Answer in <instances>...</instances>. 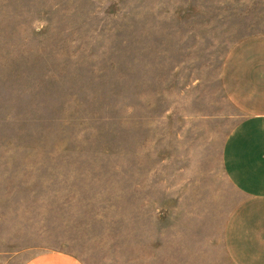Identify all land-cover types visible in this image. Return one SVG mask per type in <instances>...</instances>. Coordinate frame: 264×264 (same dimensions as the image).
<instances>
[{"label": "rangeland", "instance_id": "rangeland-1", "mask_svg": "<svg viewBox=\"0 0 264 264\" xmlns=\"http://www.w3.org/2000/svg\"><path fill=\"white\" fill-rule=\"evenodd\" d=\"M264 0H0V260L231 264V53Z\"/></svg>", "mask_w": 264, "mask_h": 264}, {"label": "crops", "instance_id": "crops-1", "mask_svg": "<svg viewBox=\"0 0 264 264\" xmlns=\"http://www.w3.org/2000/svg\"><path fill=\"white\" fill-rule=\"evenodd\" d=\"M231 53L224 72L226 99L244 118L226 137L221 168L240 199L223 226L231 264H264V34ZM0 264H6L0 260ZM20 264H84L61 250L38 252Z\"/></svg>", "mask_w": 264, "mask_h": 264}]
</instances>
